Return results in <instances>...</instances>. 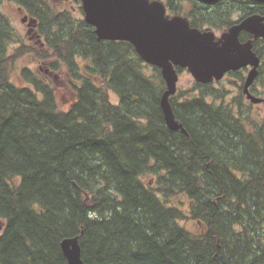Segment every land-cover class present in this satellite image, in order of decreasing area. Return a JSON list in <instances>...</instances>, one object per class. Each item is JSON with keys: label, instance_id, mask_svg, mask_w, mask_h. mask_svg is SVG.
I'll return each mask as SVG.
<instances>
[{"label": "trees", "instance_id": "1", "mask_svg": "<svg viewBox=\"0 0 264 264\" xmlns=\"http://www.w3.org/2000/svg\"><path fill=\"white\" fill-rule=\"evenodd\" d=\"M4 1L38 20L42 45L15 46ZM189 1L199 28L225 30L235 8L238 19L251 9ZM253 48L264 57L256 39ZM27 51L71 90L27 67L26 84L13 83ZM211 83L170 96L184 131L172 130L160 70L129 42L97 39L45 0H0V264H66L60 241L74 236L85 264H264V119L246 113L240 90L229 104L226 90L207 94ZM180 194L187 209L173 201Z\"/></svg>", "mask_w": 264, "mask_h": 264}, {"label": "water", "instance_id": "2", "mask_svg": "<svg viewBox=\"0 0 264 264\" xmlns=\"http://www.w3.org/2000/svg\"><path fill=\"white\" fill-rule=\"evenodd\" d=\"M82 9L84 21L94 27L97 39L129 42L145 63L159 68L165 83L160 106L170 129L184 131L169 101L176 92V67L186 68L197 82L208 83L221 79L228 71L250 65L242 92L252 103L264 100L249 91L258 75L260 57L254 52L251 39L239 40L242 31L251 33L252 39L264 38V15L246 16L216 37L211 30L190 26L185 17H168L159 0H82ZM26 18L25 15L22 21ZM2 225L0 222V232ZM60 248L66 264H85L78 236L62 239Z\"/></svg>", "mask_w": 264, "mask_h": 264}, {"label": "rangeland", "instance_id": "3", "mask_svg": "<svg viewBox=\"0 0 264 264\" xmlns=\"http://www.w3.org/2000/svg\"><path fill=\"white\" fill-rule=\"evenodd\" d=\"M18 6L15 2L13 1H4L1 9L3 13L7 16L9 19V22L13 26V28L16 31V34L18 35V41L16 42L15 46H22L23 48L27 49L28 46H33L34 41L29 40L28 35L26 34V25L21 21L22 16L24 14L28 15L27 12L24 10V12L19 11ZM23 8V7H22ZM74 19H82L81 13L78 12H69ZM30 16V15H28ZM219 33V32H218ZM13 49V48H12ZM264 52V50H262ZM53 53L49 52L48 57H52ZM263 57V56H262ZM50 59L49 60H38L36 58V55L33 54L30 51H27L20 55L15 63L14 68L10 72V80L13 83H16V85H24L26 84L25 81H23L20 78V70L24 67H27L29 69H32L33 71L36 69H40L41 73L43 76H46L49 80L53 81L56 85L60 86L61 90L63 91H69L71 90L70 85L67 84V80L63 78V72L60 70H55L54 72H45V67L50 66ZM264 66V57L262 60V65L261 68ZM235 77L228 76V77H223L219 81H215L211 83L210 87L205 89L204 91L207 92V94H219L222 90H226V93L224 95V102L225 104H229L230 101L232 100L233 97L239 96L240 99L242 100L243 95L240 96L238 90H236L233 87L234 84V79ZM194 86V79L192 75L186 71L183 70L181 73H179V79L177 82V87L178 89H181L183 91H188ZM256 86L259 87L260 89V94L264 95V83L260 80L259 82L256 81ZM193 91V90H192ZM110 100L112 102L117 101V96L113 93H110ZM246 107H249V109L246 111L249 115L252 116L257 121H261L262 117L264 116V109L262 108L261 105L256 106L250 103V106L246 104ZM258 118V119H257ZM152 178L150 175L146 177ZM173 201L178 202L184 209H187V204L188 200L184 195H178V197H174ZM186 226L190 228V230H197V223L195 221H192L188 219L185 221ZM199 229V228H198Z\"/></svg>", "mask_w": 264, "mask_h": 264}, {"label": "flooded vegetation", "instance_id": "4", "mask_svg": "<svg viewBox=\"0 0 264 264\" xmlns=\"http://www.w3.org/2000/svg\"><path fill=\"white\" fill-rule=\"evenodd\" d=\"M47 2L50 3L51 7L54 9V10H57L58 12H63V11H66V12H80L81 15H82V18L84 20V13H83V9H82V0H45ZM161 1L163 4H164V7H165V14L168 16V17H172V16H176V15H179V16H182V17H185L188 21V17H187V11L192 8L193 4L189 1V0H180L182 3H181V7H182V10L179 11L178 10V5L176 3H173L172 5L168 3V0H159ZM196 2H199V3H202V4H205V5H214L216 1L218 0H211V1H202V0H194ZM249 6L251 9H249L250 13L248 12V14H246L244 17L246 16H249V15H252V14H259L261 16L264 15V2L262 1H258V0H249ZM19 11L21 12H24V8L22 7H18ZM28 14V13H27ZM26 15V14H24ZM29 15V14H28ZM28 18H26V20L23 22L25 25H26V34L28 35L29 37V40H32L34 41V44H37V45H42L43 44V36L41 34V32L38 30V20L32 16H28ZM241 15V11L240 9L237 7L235 8L234 11L231 12V18L236 20L233 24L235 23H238L240 22L241 19H238ZM30 19H33V21L31 22V24L28 26V23L30 21ZM238 19V20H237ZM189 24H190V21H189ZM233 24H231L230 26H232ZM190 26H192L190 24ZM228 26V28L230 27ZM192 27H196V26H192ZM200 30H212L215 32L216 34V37H219L221 35L222 32L226 31L227 29L225 30H216V29H209L207 27H202V28H199V27H196ZM219 32V33H218ZM242 33H244V37L243 36H240ZM239 33V40L241 42H244L246 40H249L251 39L252 40V48H253V41L254 39H256L258 41V43L260 44V48L261 50L264 49V38L263 37H260V38H253L252 39V34L247 32V31H242ZM254 50V48H253ZM254 52L260 57V63L257 67L258 69V73H259V68L261 67L262 65V60H263V57L261 55H259L255 50ZM251 68L250 65H247L246 67H241L235 71H240L243 75V79L242 80H238L232 72H235V71H228L226 74H224L223 77H228V76H232V77H235L233 79L234 81V84H233V87L236 89V90H240L241 93L243 94V100L244 102L246 103H251L253 105H256L259 107V105L262 106V108L264 109V100L261 101V102H258V103H252L250 102L249 99L246 98L245 94L242 92V84H243V80H244V77L245 75L247 74L248 70ZM176 70L178 71V73H181L183 70H186L184 68H179V67H176ZM45 72H54L53 70L51 71H46V68H45ZM258 77V75H257ZM257 77L256 79L254 80V82L249 86V91L250 93H252L253 95L255 96H258V97H262L264 99V95H261L260 94V89L258 86H256V81H257ZM179 79V78H178ZM179 90L181 89H178L177 87V91L176 93L179 92ZM174 95V94H173ZM172 96V95H171ZM264 119V116L262 117L261 120Z\"/></svg>", "mask_w": 264, "mask_h": 264}]
</instances>
